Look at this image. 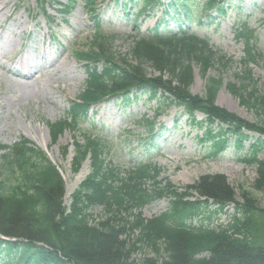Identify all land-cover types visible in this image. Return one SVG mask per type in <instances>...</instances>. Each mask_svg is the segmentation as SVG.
I'll use <instances>...</instances> for the list:
<instances>
[{"label": "trees", "instance_id": "16d2710c", "mask_svg": "<svg viewBox=\"0 0 264 264\" xmlns=\"http://www.w3.org/2000/svg\"><path fill=\"white\" fill-rule=\"evenodd\" d=\"M95 1L106 0L91 2ZM140 3L143 5L139 14H150L166 6L189 20L190 0H140ZM226 3L227 0H206L204 12L222 13ZM159 28L157 24L149 34L133 35L134 63L124 68L110 67L111 38L99 33L93 37L88 51L76 53V58L86 63L85 92L91 91L90 100L94 102L116 93L128 95L135 90L151 100H160L163 107L173 105L183 109L193 123L194 114H202L204 122L217 126L216 131L208 128L203 136L209 143V155H219L232 141L234 152L245 155V150L246 155L240 160L256 166L253 188L262 191L264 89L259 90L255 84L249 86L252 92L248 97L259 119L250 123L215 104L220 79L207 77L203 95H193L190 92L193 52L206 53L208 43L188 30L162 33ZM236 37L243 42L241 67L245 77H249L248 69L259 57L246 29H237ZM100 62L104 64L102 70L94 66ZM147 64L158 72V77L146 73ZM85 113L86 110L71 106L63 123L72 131H82L81 139L72 141V172L77 173L82 163L89 160V174L72 193L68 205L64 203L63 180L42 151L25 139L11 147L0 145V264H130L135 245L127 235H133V231H139L138 241L148 247L154 249L156 243L164 245L163 254L155 251L154 258H145L141 264H264V208H258L251 195L243 193L242 203L235 202L234 190L220 174L203 175L178 192L173 187L160 189L155 184L162 173L155 165L133 166L126 177L115 170L107 173L105 145L80 127ZM145 123L151 126L150 122ZM59 126L63 125H55L53 129ZM251 132L258 137L246 134ZM248 140L251 144L244 149L243 143ZM114 172L117 179L111 182ZM148 180L153 185L150 190L143 187ZM161 191L169 199V209L164 214L149 221L139 215L133 220L120 216L122 211L138 210L159 198ZM195 194L201 202L191 201ZM209 201L220 210L229 204L234 206V215L225 229L215 232L206 225L191 226V218ZM93 206L105 212L98 222L88 213ZM141 228L153 231L151 237H143ZM201 254L204 256H197Z\"/></svg>", "mask_w": 264, "mask_h": 264}, {"label": "rangeland", "instance_id": "374dc122", "mask_svg": "<svg viewBox=\"0 0 264 264\" xmlns=\"http://www.w3.org/2000/svg\"><path fill=\"white\" fill-rule=\"evenodd\" d=\"M7 1L5 13L0 14V144L11 146L25 138L42 150L58 168L65 185V204H70L71 194L89 173V162H84L76 174L72 173L70 144L74 136L81 139L82 133L63 129V126L67 128L63 121L71 101L81 92H84V106L93 102L91 91L84 90V67L72 51L89 48L97 32L111 38L108 50L115 58L110 67L130 66L134 63L131 55L133 34L145 33L154 24L164 23V16L160 10L153 11L148 18L139 17L133 27V14L137 9L127 13L121 2H117L116 9L112 2L104 6L96 4L92 7L94 12H89L90 7L85 6L84 0H71L72 3L63 9L59 7L67 4L63 0H46L42 4H36L35 0ZM200 2L192 0L191 8L196 5L199 9ZM229 3L228 12L215 16L212 23L196 25L193 22L189 26L190 31L208 39L211 46L206 53L193 52L190 91L202 96L207 77L220 79L216 105L246 122H259L248 95L252 92L249 86L254 84L259 90L264 89V0H230ZM68 7H72L70 12H64ZM195 12L198 16L197 9ZM97 13L98 24L92 19ZM241 24L246 27L261 56L257 64L248 69L249 77H245L240 65L243 45L235 38V28ZM175 26V20L169 16L168 29H175ZM145 69L146 73L158 77V72L149 64ZM27 73L31 77H26ZM122 103L109 99L90 106L85 122L84 130L93 133L95 139L105 145L107 173L116 169L122 173L133 164L132 161H145L162 170L161 177L155 181L160 189L173 187L178 192L203 175L221 174L234 190L235 202L242 203V194L247 193L258 208H264V189L256 191L253 188L256 166L238 160L243 153L234 152L233 143L218 156H210L207 143L202 142L205 127L194 125L180 109L160 110L159 103L148 101L145 96ZM157 113L159 117L154 119ZM194 118L199 123L204 119L200 114H195ZM142 119L155 124L153 139L148 137V128L138 123ZM60 123L63 125L58 128L61 131L53 129ZM211 128L217 129L215 125ZM142 140L151 141V152H144ZM249 144L246 141L245 147ZM261 156H264V150ZM145 185L146 189L152 187L151 181ZM191 201L196 203L201 199L195 194ZM214 204L212 201L202 204L199 215L193 220L197 225L202 221L216 232L229 225L234 207L229 204L220 210ZM168 207L169 199L161 191L157 200L139 210L122 211L120 216L133 220L139 215L142 220L149 221L166 212ZM88 213L95 222L105 217L101 207H91ZM141 230L143 237L150 238L153 233L144 228ZM132 233L127 235L135 245L130 264H141L145 258H154L156 252L163 254L162 243H156L153 249L138 241L139 231Z\"/></svg>", "mask_w": 264, "mask_h": 264}, {"label": "bare ground", "instance_id": "6f19581e", "mask_svg": "<svg viewBox=\"0 0 264 264\" xmlns=\"http://www.w3.org/2000/svg\"><path fill=\"white\" fill-rule=\"evenodd\" d=\"M7 4H8V1L7 0H0V14H3V13H5V11H6V6H7ZM24 67H26V64H25V66ZM26 77H31L30 76V74H26Z\"/></svg>", "mask_w": 264, "mask_h": 264}]
</instances>
